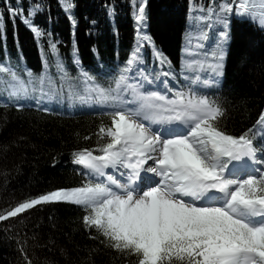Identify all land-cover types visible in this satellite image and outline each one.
Here are the masks:
<instances>
[{
  "label": "snow or ice",
  "instance_id": "1",
  "mask_svg": "<svg viewBox=\"0 0 264 264\" xmlns=\"http://www.w3.org/2000/svg\"><path fill=\"white\" fill-rule=\"evenodd\" d=\"M58 2L75 35L74 0ZM132 3L135 43L123 66L99 74L85 68L73 40L74 76L61 42L35 22L46 10L43 0L27 7L23 0H5L0 11L5 52L8 23L17 18L48 52L39 73L10 55L0 60L3 107L66 97L109 109L111 125H100L95 148L70 153L85 176L80 185L0 209V222L37 206L70 203L83 209V227L97 234L94 239L103 237L101 243L135 257L136 264H264V111L250 128L230 133L220 126L227 111L222 102L197 90L219 87L233 20L256 23L258 16L256 26L264 31V0H212L190 12L180 71L189 83L179 87L169 82L178 75L171 60L147 31L149 0ZM146 52L158 67L149 68ZM42 110L49 111L47 105ZM19 247L25 264H33L23 244Z\"/></svg>",
  "mask_w": 264,
  "mask_h": 264
},
{
  "label": "trees",
  "instance_id": "2",
  "mask_svg": "<svg viewBox=\"0 0 264 264\" xmlns=\"http://www.w3.org/2000/svg\"><path fill=\"white\" fill-rule=\"evenodd\" d=\"M32 2L23 0L25 7ZM4 3L0 0V11ZM43 3L46 10L35 22L61 42L60 52L72 75L78 74L71 61L73 40L85 68L99 74L115 73L123 66L135 43L132 0H74V14L79 20L75 35L58 0ZM210 3L212 0H149L147 31L178 73L179 84L169 78L173 86L189 83L187 73L180 71L186 33L192 23L190 12ZM256 24L233 20L219 87L201 85L197 89L222 102L227 111L220 126L230 133L250 128L264 111V31ZM211 35L210 44L215 33ZM6 41L7 53L0 41V60L10 55L37 73L43 70L47 45L38 42L20 19L9 21ZM193 50H199L195 40ZM146 56L150 69L158 67L152 63L150 52ZM23 102V108L5 109L0 101V209L58 187L80 185L85 177L77 173L70 153L77 148H95L100 125H111L110 116L105 114L110 110L100 105L74 103L66 97L44 100L40 106ZM44 105L49 111L42 110ZM83 215L80 206L57 203L37 206L7 223L0 222V264H25L21 244L33 264H136L135 257L101 243L103 237L94 239L97 234L93 231L90 235L83 227Z\"/></svg>",
  "mask_w": 264,
  "mask_h": 264
},
{
  "label": "rangeland",
  "instance_id": "3",
  "mask_svg": "<svg viewBox=\"0 0 264 264\" xmlns=\"http://www.w3.org/2000/svg\"><path fill=\"white\" fill-rule=\"evenodd\" d=\"M259 22V17L257 16L256 17V23H258ZM115 175H117V177H119V174L118 173H114Z\"/></svg>",
  "mask_w": 264,
  "mask_h": 264
}]
</instances>
